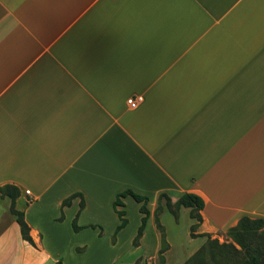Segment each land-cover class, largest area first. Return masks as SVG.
Returning a JSON list of instances; mask_svg holds the SVG:
<instances>
[{"label":"crops","instance_id":"0c3cea01","mask_svg":"<svg viewBox=\"0 0 264 264\" xmlns=\"http://www.w3.org/2000/svg\"><path fill=\"white\" fill-rule=\"evenodd\" d=\"M6 185L34 244L0 193V264H56L54 232L110 245L126 189L146 231L163 193L204 199L198 234L264 220V0H0Z\"/></svg>","mask_w":264,"mask_h":264},{"label":"rangeland","instance_id":"374dc122","mask_svg":"<svg viewBox=\"0 0 264 264\" xmlns=\"http://www.w3.org/2000/svg\"><path fill=\"white\" fill-rule=\"evenodd\" d=\"M127 216L128 224L125 227V232L119 238V247L117 249L110 247L113 244V233H105V238H107L106 240L109 241L110 245L106 241H104L102 246L95 243L93 251L87 254L86 250H77L75 254L80 255L82 260L73 258L74 255L71 254L74 253L72 248L78 238L66 235L59 237L57 232H52V235L48 234L46 236V243H49L53 253L61 252L59 260L62 261V264L68 258V264H185L201 248L204 247V251H206L214 240H217L219 244H235L227 235L229 228L214 231L209 236L198 234L197 227L192 230L196 220L191 218L190 209L184 207L180 209L178 215L168 210H164L160 215V223L165 234L163 236L161 232L159 242L156 236L157 224L150 219L149 227L147 231L145 230L144 239L141 238L137 244H134L141 226L140 212L135 202L128 204ZM111 226L112 223L108 221L104 225V229L110 231L112 229ZM86 239L92 241L90 236L86 237ZM53 242L58 250L54 248ZM157 242L159 243V250L156 247ZM236 248L238 247L236 246ZM205 253V260L211 259V254L208 251ZM217 259L220 258L217 256Z\"/></svg>","mask_w":264,"mask_h":264},{"label":"trees","instance_id":"16d2710c","mask_svg":"<svg viewBox=\"0 0 264 264\" xmlns=\"http://www.w3.org/2000/svg\"><path fill=\"white\" fill-rule=\"evenodd\" d=\"M0 193L6 195L12 199L11 212L15 216L17 223L20 226L21 236L25 241L34 244L30 236V228L25 221L24 214L15 209V200L19 195V190L15 186L6 185L0 187ZM131 196L137 203L140 204L139 212L142 214L141 226L138 230V234L134 240V244L142 238L148 218L149 209L147 196L140 195L131 189H126L119 193L113 203V209L118 215L120 224L116 228V231L112 238V243L115 244L117 240V234L124 229L128 224V218L126 217V210H124V198ZM72 197L66 199L63 202V206H67L71 203ZM83 203L81 204V208ZM190 209L191 218L196 220L193 224L192 230L198 227L202 222L201 211L205 207V201L200 196L193 193H184L176 202H172L169 196L165 193L159 197V203L155 210V223L158 229L164 236L163 227L160 223V215L164 210H168L171 213L178 215L181 208ZM63 216L60 218L62 219ZM95 228L96 226H91ZM73 228L75 231H79L82 228L77 225L76 220L73 222ZM101 230L100 235H102ZM209 236V234H204ZM228 237L233 241L229 244H219L217 240H214L210 247L204 251V247L201 248L193 257L186 261L185 264H264V220L261 218H250L243 216L239 219L236 225L230 227L227 231ZM239 248H236V246ZM211 254V259L204 258L205 252ZM217 256L220 259H217ZM56 264H62L61 260H58Z\"/></svg>","mask_w":264,"mask_h":264},{"label":"built area","instance_id":"2783aa9c","mask_svg":"<svg viewBox=\"0 0 264 264\" xmlns=\"http://www.w3.org/2000/svg\"><path fill=\"white\" fill-rule=\"evenodd\" d=\"M142 101V98H130L128 99V105L130 108L135 109L138 107L139 103ZM29 194V192H27Z\"/></svg>","mask_w":264,"mask_h":264}]
</instances>
